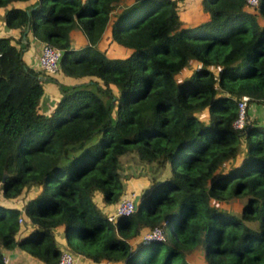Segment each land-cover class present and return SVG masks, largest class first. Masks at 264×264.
Returning a JSON list of instances; mask_svg holds the SVG:
<instances>
[{
  "label": "trees",
  "instance_id": "1",
  "mask_svg": "<svg viewBox=\"0 0 264 264\" xmlns=\"http://www.w3.org/2000/svg\"><path fill=\"white\" fill-rule=\"evenodd\" d=\"M180 1L0 0L18 30L0 35V195L31 193L20 207L0 201V264L13 248L56 264L71 253L59 229L93 262L190 264L200 248L205 264H264V123L245 109L232 125L241 96L264 106V0L252 11L200 0L207 17L194 22ZM28 35L60 50L57 75L25 62ZM106 36L125 53L100 48ZM45 81L59 93L47 112ZM124 155L149 165L147 186L109 220ZM232 198H244L237 213L218 205ZM154 227L163 239L145 236Z\"/></svg>",
  "mask_w": 264,
  "mask_h": 264
},
{
  "label": "rangeland",
  "instance_id": "2",
  "mask_svg": "<svg viewBox=\"0 0 264 264\" xmlns=\"http://www.w3.org/2000/svg\"><path fill=\"white\" fill-rule=\"evenodd\" d=\"M198 1L199 0H196V1L188 0V4H187V1L185 3V0L180 1L179 2L180 6L178 8L180 14L182 15V13H186V12L189 15L191 14V12L198 13L197 10H199L200 8V3ZM2 13H3L2 9H0V35H4V34L11 35L12 31H9L3 25L2 16H1ZM195 16L196 14L194 16H190L189 20L193 18L194 19L197 18ZM108 34L109 32L105 31L104 35L108 36ZM16 36H17V33H14V36L12 37L16 38ZM107 36L101 41L99 47L103 48V50L106 51V53L109 56H116V55L124 54L125 50L122 47L115 45L114 42L109 41ZM194 65H195V62L190 61L189 68L183 69L176 77L181 78L182 76L187 75L191 71ZM56 72H55V75H57ZM57 78L59 81L63 83L71 82L70 79L64 78L60 74L58 75ZM40 107H41V110L43 111L48 110V106L45 103H40ZM245 109L247 110L250 117L255 116L259 119L260 123H264V106L250 102L247 104ZM200 116L202 117V119H205V117L207 116L206 110H203L202 112H200ZM121 171H122L123 176L125 177V179H123V184H124V190L126 192L124 193L125 196L123 197H128L132 195L134 197V194L137 195V193L141 191V187H143L144 184L145 186L143 188L147 186L146 183L148 181L149 165L148 166L136 165L130 160V157L128 155H124L121 157ZM30 194L31 193L28 190H24L23 193L11 199H5L0 195V201L9 206L20 207ZM243 199L232 198V200L229 203H224V204L219 203L218 205L224 209H229L233 213L235 212L237 213V211L239 210V204L241 201H243ZM19 221L22 223V218ZM135 238H132L131 240H134ZM70 242H71L70 244H73L74 239L71 238ZM70 244H65L64 247L65 248L67 247L68 250H72L71 248L72 246ZM14 251L16 252L17 249L6 250L5 253H3L4 254L3 260L7 258V264H8L7 254H9L10 252L13 253ZM71 253L76 254L73 250L71 251ZM186 259L190 264H205L200 248H195L187 252Z\"/></svg>",
  "mask_w": 264,
  "mask_h": 264
},
{
  "label": "crops",
  "instance_id": "3",
  "mask_svg": "<svg viewBox=\"0 0 264 264\" xmlns=\"http://www.w3.org/2000/svg\"><path fill=\"white\" fill-rule=\"evenodd\" d=\"M187 1L188 4V0H185V3ZM196 1V0H194ZM200 3V0L198 1ZM2 9V8H0ZM3 12V9H2ZM198 13L194 12L189 15L187 12L186 13H182V18L184 19V21H200L202 19H205L207 17V14L204 13L201 10V6L199 8V10H197ZM196 14L195 17L197 18H193L190 19V16H194ZM2 16V14H1ZM9 31H12V36H14V33H17L18 35V30L16 29H8ZM105 34V33H104ZM6 35V34H4ZM30 43H29V47L23 52V59L25 60V62L33 67L37 68V57L39 54V50H40V46L41 43L35 39H32V37L30 35H28ZM102 41V40H101ZM101 41L98 43V46L100 45ZM86 42L84 36L82 35V33L80 32V30L78 29H71L70 30V44L74 47L83 45ZM64 78H68L70 79V81H72V79L70 77L67 76H63ZM43 87H44V93L40 99V103H45L48 106V110L53 106V104L55 103V100L58 96V89L56 87L55 84H53L52 82H48L45 81L43 83ZM48 110H45L44 112H47ZM135 195V194H134ZM114 209V205L111 207V205H108L107 207V211L109 213H111L110 211H113ZM61 229H59V234L57 235V239L58 242L60 244V246L62 245V247L65 245L64 243V239L61 237V233H60ZM13 249H17V248H13ZM72 251V250H71ZM8 256V264H44L41 261L35 259L34 257L28 255L25 251L21 250V249H17V251L13 252V253H9L7 254ZM73 262L72 264H116V262H109V261H99V262H93L90 259H88L87 257L80 255V254H74L73 253Z\"/></svg>",
  "mask_w": 264,
  "mask_h": 264
},
{
  "label": "built area",
  "instance_id": "4",
  "mask_svg": "<svg viewBox=\"0 0 264 264\" xmlns=\"http://www.w3.org/2000/svg\"><path fill=\"white\" fill-rule=\"evenodd\" d=\"M258 4V0H244V6L247 10H254ZM60 57V50L51 46L47 43H41L39 54L37 57V64L44 72L53 74L58 70V60ZM248 96L243 95L237 101V116L234 119L232 125L236 128H240L245 121V108L247 106ZM134 211L133 195L128 197L120 198L111 213H108L107 218L110 220L116 215H128ZM20 220V218H19ZM146 237L163 239V233L159 227L152 228L148 233L145 234ZM73 255L67 251L63 250L60 252L56 264H72ZM4 263L7 262V258L3 260ZM116 264H123L122 262Z\"/></svg>",
  "mask_w": 264,
  "mask_h": 264
},
{
  "label": "water",
  "instance_id": "5",
  "mask_svg": "<svg viewBox=\"0 0 264 264\" xmlns=\"http://www.w3.org/2000/svg\"><path fill=\"white\" fill-rule=\"evenodd\" d=\"M28 29V24H27V26H26V28H25V31ZM138 198H139V195L137 194H135L134 195V197H133V202H134V210L136 209V207H137V201H138Z\"/></svg>",
  "mask_w": 264,
  "mask_h": 264
}]
</instances>
